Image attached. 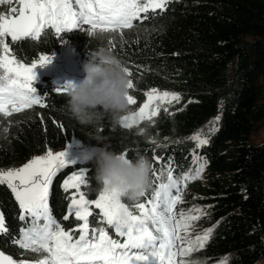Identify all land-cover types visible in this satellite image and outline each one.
Returning a JSON list of instances; mask_svg holds the SVG:
<instances>
[{"label": "trees", "instance_id": "trees-1", "mask_svg": "<svg viewBox=\"0 0 264 264\" xmlns=\"http://www.w3.org/2000/svg\"><path fill=\"white\" fill-rule=\"evenodd\" d=\"M9 6L0 4V12H7ZM12 6H18L15 0ZM147 15L152 18L134 21V27L122 34L89 35L88 27L82 26L83 30H75L65 39L73 42L69 50L76 56L105 47L119 58L132 73L129 79L134 89L129 94L138 103L152 89L179 94L180 101L168 112L162 107L154 123L148 121L140 127H113L108 118L81 126L64 107L66 93L39 88L34 95L44 100L43 107L35 105L8 117L0 116V169L18 170L43 155L39 153L47 146L59 148L75 140L87 147L103 143L129 158L145 156L157 174L165 172L162 180L167 182L165 166L169 160L174 177L179 179L182 173L195 170V152L201 162H207L204 171L209 176L204 185L201 178L189 181L182 202L192 203L203 213L191 221L189 229L198 228L192 240L209 228L214 231L205 248L184 259L220 264L227 257L228 264H253L264 255V140H251L255 130L264 126V0H170L162 14L157 10L155 15L151 11ZM61 40L54 31H48L39 41L10 46L17 58L31 63L41 55L56 57ZM48 67L47 63L32 87H39L40 79L55 86L57 71ZM134 106L129 105L128 111ZM218 115V130L212 132ZM198 131L209 140L202 148H196V142L189 139ZM153 139L156 144L149 142ZM86 166L90 183L82 190L95 199L99 191L93 180L94 166L89 162ZM69 174L66 170L58 172L50 187L49 206L62 226L72 223V217L63 219L68 214L67 197L75 191L63 190ZM188 189L191 197L186 195ZM151 191L152 187L147 190L149 194ZM0 212L10 230L9 236L0 238V250L27 264L42 258L45 254L12 243L11 237L19 236L22 222L19 205L6 185H0ZM99 226L107 227L99 222L90 224ZM73 228L71 224L67 230ZM253 246L254 251L250 250ZM230 254L239 260H230Z\"/></svg>", "mask_w": 264, "mask_h": 264}, {"label": "snow or ice", "instance_id": "snow-or-ice-1", "mask_svg": "<svg viewBox=\"0 0 264 264\" xmlns=\"http://www.w3.org/2000/svg\"><path fill=\"white\" fill-rule=\"evenodd\" d=\"M18 6H12L13 0H0V4H9L7 12H0V116L8 117L13 113L30 109L35 105L44 106V100L34 95L32 83L35 80L34 70L44 67L51 57L41 55L31 63L21 61L14 54L10 45L25 41H39L48 31L61 34L83 30L88 26V34L120 33L134 27V21L151 19L147 13L154 15L157 10L162 14L170 0H15ZM143 14V15H142ZM10 38V40H9ZM62 38V37H61ZM63 40V39H62ZM128 77L132 73L127 69ZM72 84L57 93H66ZM128 89H134V82L129 79ZM146 102L122 117L126 121L123 127L131 129L142 121L154 123L163 107L168 112V105L180 101V95L169 91L152 89L144 93ZM128 105H136L133 95L127 96ZM220 116L212 122L210 131L218 128ZM61 127H63L61 125ZM142 134V133H141ZM190 140L195 141L196 148L209 143L202 138V132L193 134ZM150 143L156 144L153 139ZM159 146V145H157ZM128 156L127 153H124ZM192 172L182 173L180 178L174 177L172 162L166 167L167 182H163L164 171L157 174L151 169L155 178L151 180L152 191L143 194V200L129 205L121 202L114 192L99 191L92 199L82 188L89 187L88 173L84 169L73 171L63 181L65 193L69 189L75 191L67 197L68 214L65 221L74 216L79 222L76 228L66 230L52 215L49 206L50 187L58 172L67 168L66 151L54 153L49 149L44 155L36 156L18 170L0 169V185L11 190L19 205V220L22 226L19 236H12V243L24 250L43 253L42 258L34 264H201L199 260H186L191 254L205 248L210 240L213 228H209L195 240L189 239L191 221L203 215L202 210L194 208L188 214L179 215L174 211L182 202L183 190L189 181L201 178L206 161L193 153ZM129 157V156H128ZM159 161L160 157H154ZM173 189L175 190L173 192ZM94 209L99 219V227H90L96 220L90 221ZM193 212L199 215H192ZM115 233V237L109 234ZM78 233V234H77ZM183 233V235H181ZM5 216L0 212V238L9 236ZM178 245H181L178 247ZM179 258V259H178ZM0 264H27L17 262L0 251ZM220 264H228L225 257Z\"/></svg>", "mask_w": 264, "mask_h": 264}, {"label": "clouds", "instance_id": "clouds-1", "mask_svg": "<svg viewBox=\"0 0 264 264\" xmlns=\"http://www.w3.org/2000/svg\"><path fill=\"white\" fill-rule=\"evenodd\" d=\"M82 72L83 79L66 92L64 107L70 118L81 126L94 125L104 118L113 127L123 126L126 121L122 117L129 110V77L122 61L105 47H97L88 54ZM98 144L102 146L93 148L88 157L94 166L97 190L114 192L121 202L140 200L150 188L151 162L145 156L129 158L103 143ZM250 250L254 251V246ZM233 258L239 260L236 254H230V260ZM253 264H264V255Z\"/></svg>", "mask_w": 264, "mask_h": 264}, {"label": "rangeland", "instance_id": "rangeland-1", "mask_svg": "<svg viewBox=\"0 0 264 264\" xmlns=\"http://www.w3.org/2000/svg\"><path fill=\"white\" fill-rule=\"evenodd\" d=\"M69 34H71V31L61 34V37H62L61 39H63V40H61V42H60V53H59V62H60V64L63 67L68 68V69H69V64H70L71 58L69 56L64 55V53L67 52L66 50H69V45L71 43H73L72 41H67L68 38L65 39L67 37V35H69ZM116 36L118 37L119 35H114L113 37L115 38ZM89 53L90 52H86L84 54V57L86 59H88V54ZM44 70L45 69L43 67H37L34 70V74L37 77H39L42 73H44ZM251 140L254 143H259L262 140H264V126L263 125L255 130V132L252 134ZM68 148L81 149L84 155H87L88 151H89V148H87V147H81V146H76V145H70ZM64 151H65V148H64ZM76 158H78L77 154L69 155V156L66 155V160L69 162V164H71L74 161V159H76ZM186 195L191 197L192 196V192L190 190H188L186 192ZM183 196L185 197V195H183ZM189 205H192V204L191 203L184 204V206H189ZM181 235H183V233Z\"/></svg>", "mask_w": 264, "mask_h": 264}, {"label": "bare ground", "instance_id": "bare-ground-1", "mask_svg": "<svg viewBox=\"0 0 264 264\" xmlns=\"http://www.w3.org/2000/svg\"><path fill=\"white\" fill-rule=\"evenodd\" d=\"M178 247H179V245H178Z\"/></svg>", "mask_w": 264, "mask_h": 264}, {"label": "water", "instance_id": "water-1", "mask_svg": "<svg viewBox=\"0 0 264 264\" xmlns=\"http://www.w3.org/2000/svg\"><path fill=\"white\" fill-rule=\"evenodd\" d=\"M1 251V250H0Z\"/></svg>", "mask_w": 264, "mask_h": 264}]
</instances>
